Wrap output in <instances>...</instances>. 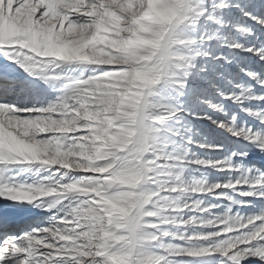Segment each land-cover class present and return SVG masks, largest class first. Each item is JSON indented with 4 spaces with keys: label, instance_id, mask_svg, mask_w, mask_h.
Returning <instances> with one entry per match:
<instances>
[{
    "label": "snow or ice",
    "instance_id": "snow-or-ice-1",
    "mask_svg": "<svg viewBox=\"0 0 264 264\" xmlns=\"http://www.w3.org/2000/svg\"><path fill=\"white\" fill-rule=\"evenodd\" d=\"M233 10L264 26V0H0V264H264V73L227 67L264 44L222 35Z\"/></svg>",
    "mask_w": 264,
    "mask_h": 264
},
{
    "label": "rangeland",
    "instance_id": "rangeland-1",
    "mask_svg": "<svg viewBox=\"0 0 264 264\" xmlns=\"http://www.w3.org/2000/svg\"><path fill=\"white\" fill-rule=\"evenodd\" d=\"M232 16H235V19H232ZM230 20H231V23L227 24L223 28V32H222L223 36L230 35L233 39H235L236 41H238L242 44L247 42L249 45L255 44L257 47L264 44V26H261L258 23H256L255 21H253L247 17L242 16L241 13H239L238 11H235V10H233V12L230 14ZM237 24L250 26L252 31L249 33L240 31L239 28L236 27ZM215 42L216 41H213L212 43L214 44ZM224 50L226 52L229 51L227 48H225ZM231 51H232V53H234L236 55L237 60L240 61V63H237V60H233L231 64L227 65V67L231 70L232 73L238 74L239 80L241 82L250 80V78L247 76V74L242 70V68H244V67L250 68L252 70H255V71H258L261 73H264V60H261L258 55H256L253 52L243 51L241 49H232ZM257 59H258V61H257ZM250 82L252 84H255V81H250ZM42 83H44V82L42 81ZM256 90L258 92H264V88H261L259 85H256ZM51 101H54V100H51ZM38 102L39 101H37L35 98L34 102L31 101L29 106H31L32 104H38ZM248 103L256 104L257 101L251 100V101H248ZM229 107L232 109H236V105L231 104V102H229ZM209 123H211V121H209ZM189 126L196 132V135H195L196 140H199L201 143L218 144L216 141H213L211 139L212 136L210 135L211 134L210 130H209L210 128L208 129V131H204L201 128H198L194 124L193 125L189 124ZM190 147H191L192 153L195 154L193 158L198 157V158L221 159V158H223V156H225L228 153L227 151L230 149V148L228 149L227 146L225 145L221 150H219L217 152L216 151L213 152L212 150H209L206 148H201L196 144H192ZM204 172H207L208 179L210 181H214V180H218V179H224L228 175L226 172L218 171L216 168H213V167L201 168L198 165H191L185 169L183 178L185 179L186 182H191V180H193L195 178H200ZM41 173H43V174L39 175V176L47 175L46 172L41 171L39 174H41ZM29 208H31V207H29ZM31 219L35 220V218H31Z\"/></svg>",
    "mask_w": 264,
    "mask_h": 264
},
{
    "label": "bare ground",
    "instance_id": "bare-ground-1",
    "mask_svg": "<svg viewBox=\"0 0 264 264\" xmlns=\"http://www.w3.org/2000/svg\"><path fill=\"white\" fill-rule=\"evenodd\" d=\"M232 19H235V16H232ZM218 43H220V42L216 41L214 44H218ZM257 61H258V59H257ZM35 83L38 85L37 89H35L34 91L28 93L24 97V99L27 101V103L29 105H30L31 101L34 102L35 98H36L37 101H39L38 104H44V105H46L48 102H51V100H55L56 99V97L58 95V92L55 89L50 88L48 85L42 83V81H39V80L35 81ZM185 118L189 122V124H191V125L194 124L198 128H201L204 131H208V129L210 128L209 129L210 133H211L210 135L212 136L211 139L213 141H216L218 144H221V145H224V146L226 145L228 149L232 148L234 142L237 139L236 137H234L226 129L218 127L216 124L212 123V121H211V123H209L210 120L206 121V120L199 119L196 116H192L190 113L186 114ZM42 174L43 173H41L39 175H42ZM25 178H27L29 181H31V180L37 179L38 177L36 176L35 173L29 172V173H25ZM47 215H48L47 212H42L38 208H34V207L28 208V210L25 213H22V216L23 217L24 216H28V219H31V218H35V219L44 218Z\"/></svg>",
    "mask_w": 264,
    "mask_h": 264
}]
</instances>
